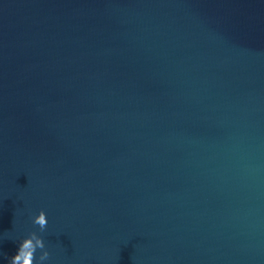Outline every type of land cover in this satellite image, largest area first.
Returning a JSON list of instances; mask_svg holds the SVG:
<instances>
[{
	"label": "water",
	"instance_id": "95a60500",
	"mask_svg": "<svg viewBox=\"0 0 264 264\" xmlns=\"http://www.w3.org/2000/svg\"><path fill=\"white\" fill-rule=\"evenodd\" d=\"M33 231L48 264H264V0H0V264Z\"/></svg>",
	"mask_w": 264,
	"mask_h": 264
},
{
	"label": "clouds",
	"instance_id": "9594fccd",
	"mask_svg": "<svg viewBox=\"0 0 264 264\" xmlns=\"http://www.w3.org/2000/svg\"><path fill=\"white\" fill-rule=\"evenodd\" d=\"M33 223L44 232L49 223L48 214L41 209L33 216ZM36 231L20 239L16 253L8 260V264H48L51 253L46 248L44 237ZM38 250L40 254L37 255Z\"/></svg>",
	"mask_w": 264,
	"mask_h": 264
}]
</instances>
